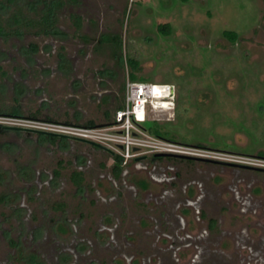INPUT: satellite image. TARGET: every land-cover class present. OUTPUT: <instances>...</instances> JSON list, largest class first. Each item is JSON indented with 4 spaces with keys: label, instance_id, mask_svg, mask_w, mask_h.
Listing matches in <instances>:
<instances>
[{
    "label": "rangeland",
    "instance_id": "obj_1",
    "mask_svg": "<svg viewBox=\"0 0 264 264\" xmlns=\"http://www.w3.org/2000/svg\"><path fill=\"white\" fill-rule=\"evenodd\" d=\"M47 7L54 12L48 33L8 23L14 14L38 20ZM0 24V123L112 122L124 105L131 56L144 80L177 90L173 110L148 111L141 125L149 133L264 157V0H0ZM112 164L108 152L86 143L0 132V264H59L64 251L63 264H123L134 255L138 264H174L165 238L179 233L173 202L184 199L188 181L202 184L201 206L219 222L211 238L221 239L222 252L203 249L202 264H244L229 234L243 236L259 217L253 233H261L264 173L174 160L180 176L162 194L152 180L147 190L113 185ZM142 164L131 161L125 176L147 177ZM79 170L81 188L71 180ZM107 215L118 223L110 241L97 236ZM80 241L89 250L77 254Z\"/></svg>",
    "mask_w": 264,
    "mask_h": 264
},
{
    "label": "flooded vegetation",
    "instance_id": "obj_2",
    "mask_svg": "<svg viewBox=\"0 0 264 264\" xmlns=\"http://www.w3.org/2000/svg\"><path fill=\"white\" fill-rule=\"evenodd\" d=\"M176 99H177V93H176ZM38 135L40 136L43 134H38ZM43 136H52V135H43ZM57 138L62 139L64 141L68 140V138H63V137H57ZM69 140H72V139H69ZM57 141H60V140H57ZM72 141H77V140H72ZM88 145L99 148L92 144H88ZM99 149H102V148H99ZM108 153L113 157V164L111 167L112 176L110 177V182L113 185L119 186L117 184L119 181L121 183H129V185H131V188H134V189L136 186L140 190H147L150 187V181L152 180L153 182L161 185L160 191L164 190L162 194H164L165 191L167 192V190H169L168 188H170L171 186H174L175 180L180 176V174L177 172L176 168L173 165L174 160L187 162L188 164L199 163V164L213 165V166H219V167L223 166V167L233 169L234 171H256V172L264 173V168H260V167L243 165V164H238V163H231V162L220 161V160L207 159V158L196 157L198 159L196 158L192 159V158H185V157H177L174 155H164V156H157V155L147 156L146 155V156L141 157L140 159L129 160V161H124L122 159V161L118 165L119 172L115 173L114 156L116 155V153L115 152L113 153L108 152ZM147 159H149V162L142 164V161L143 162L147 161ZM131 161L141 162L142 165L141 167H138V168L144 169L148 173V176L145 178L142 177L139 179H131V178L128 179L125 176V174L127 172V166ZM165 162H167V164ZM169 162H171L172 164H170ZM160 168L162 169V171H160ZM78 172L81 173L80 170ZM153 173L156 175L157 173H160V175L155 176ZM81 176H82V181L80 185H77L76 183H74L71 178L72 182L79 188L82 187L81 185L84 182V177L83 175ZM183 191L185 192L184 199L179 200L178 202L177 201L173 202V207H174L173 209L175 211L176 222L178 221L177 230L179 233L176 239H172L171 236L170 237L166 236L165 240L167 241V244H168L167 249L169 248L171 250V253L173 254L172 260L174 264H202L204 263V256H203L204 250L203 249L206 248L214 256L217 255L219 251L222 252V248H221L222 242H220L221 239L217 238L216 240H213L211 238L212 234L215 235L216 230L219 227V222L216 218L212 216H208L206 209L201 206V200L204 199V197L206 196V193L205 191H203L202 184L200 182L188 181V183H184ZM254 191H259V189L256 188ZM239 212L243 213L244 210L240 209ZM250 215L253 216L254 214L251 212ZM190 221L192 222V224ZM261 222H262V217H259V218H255L251 224L246 223L249 225H244L246 226V229L241 231V233L244 235L239 236L238 238H236V236L232 234V231H231V234H229V238L232 239V248L234 249L233 251L239 255L238 257L240 258L241 263L259 264L260 262L262 263L264 262V226L262 229H260L261 233L259 234V236L258 235L255 236L253 233L254 232L253 230H255L253 228H258L262 226L260 225ZM104 225L105 226L101 228V230L97 233V236L102 235V237H104V241L105 240L110 241L112 237L111 231L117 227L118 223H116V221L110 215H107V222ZM61 230L63 231L65 229L61 228ZM169 238H171L172 240H169ZM205 242H207L206 245H205ZM255 242L261 243L262 247L257 248L256 245H254ZM226 244L228 243H224V245ZM74 247L77 251V254L81 252H85V251L87 252L89 250V245H87L83 241L76 243ZM260 249L262 251H260ZM258 251L262 252V254H260L261 258L259 256V258L256 260L255 257H258L256 253L258 254L260 253ZM67 253L68 252L66 251L60 252V254L58 255V260H57L59 264H63V262L68 261L69 256ZM35 259H37L36 255H35ZM214 261H216L215 258H214ZM31 263L38 264L35 260H33ZM127 263L128 264H138L139 263L138 255L132 256L129 261L125 260L123 264H127ZM91 264H95V262L92 261ZM156 264H158V262Z\"/></svg>",
    "mask_w": 264,
    "mask_h": 264
},
{
    "label": "built area",
    "instance_id": "obj_3",
    "mask_svg": "<svg viewBox=\"0 0 264 264\" xmlns=\"http://www.w3.org/2000/svg\"><path fill=\"white\" fill-rule=\"evenodd\" d=\"M125 90L123 107L116 110L114 120L107 124L94 126L70 123L41 124L34 120L10 117L8 118L14 121L1 123L85 138L108 147L124 161L140 159L146 155L169 153L264 168L263 156L208 149L201 145L185 144L149 133L141 122L146 120L149 110L174 109L176 91L173 85L128 79Z\"/></svg>",
    "mask_w": 264,
    "mask_h": 264
},
{
    "label": "trees",
    "instance_id": "obj_4",
    "mask_svg": "<svg viewBox=\"0 0 264 264\" xmlns=\"http://www.w3.org/2000/svg\"><path fill=\"white\" fill-rule=\"evenodd\" d=\"M9 1H13V0H9ZM183 2H185L186 0H181ZM53 9L52 7H47L44 12L42 13V15L40 16V18L38 20H29V19H26L25 17H20L19 15L17 14H14L12 15L11 17H9L8 19V23L10 25H31V24H38L41 26V32H44V33H48L52 28H54V15H53ZM8 24V25H9ZM3 30H4V27L3 25L0 24V34L3 33ZM222 35L229 39V40H232V41H236L238 38H239V34L233 30H224L222 32ZM104 41L108 40L107 38H103ZM114 43L115 45L118 47V49L120 50L122 45H121V41L120 39L119 40H114ZM120 59H122V55L120 53ZM128 65L130 67V73H129V78L130 80H133V81H146L144 80L143 76H140L136 73V70L138 68V65H139V62L137 59L129 56L128 57ZM123 107V104H120L118 106V109L119 108H122ZM87 126H94L95 123L93 121H89L88 123H86ZM147 129V128H146ZM7 130L2 124H0V132H3ZM152 133H154L155 135L157 136H160L162 137V134L161 132L156 129V128H152V129H149ZM44 138H47L48 140H60L62 141V139H59L57 138L56 136H43V135H40ZM260 156L263 155V152H259L258 153ZM114 160H115V166H114V170H115V173H118L119 172V163L122 161V157L118 154H116L114 156ZM58 174V171L56 172ZM82 174L78 171H74L72 174H71V178L73 180L74 183H76L77 185H80L81 184V181H82Z\"/></svg>",
    "mask_w": 264,
    "mask_h": 264
},
{
    "label": "water",
    "instance_id": "obj_5",
    "mask_svg": "<svg viewBox=\"0 0 264 264\" xmlns=\"http://www.w3.org/2000/svg\"><path fill=\"white\" fill-rule=\"evenodd\" d=\"M5 128L7 129H13V130H22V131H29V132H34V133H38V134H43V135H52V136H57V137H63V138H68V139H72V140H77L80 142H84V143H88V144H92L95 145L99 148H102L105 151H108L110 153H113V151L111 149H109L108 147L99 144L97 142L85 139V138H81V137H77V136H72V135H68V134H62V133H57V132H52V131H47V130H41V129H33V128H26V127H21V126H11V125H4ZM157 156H164V155H174L177 157H185V158H196V157H192V156H183V155H176V154H169V153H158L156 154ZM198 159V158H196Z\"/></svg>",
    "mask_w": 264,
    "mask_h": 264
}]
</instances>
